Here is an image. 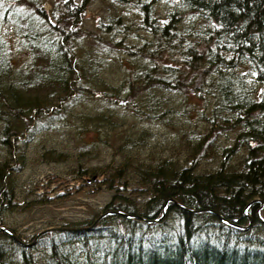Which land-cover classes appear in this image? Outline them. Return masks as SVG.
<instances>
[{
    "label": "trees",
    "instance_id": "trees-1",
    "mask_svg": "<svg viewBox=\"0 0 264 264\" xmlns=\"http://www.w3.org/2000/svg\"><path fill=\"white\" fill-rule=\"evenodd\" d=\"M92 1L54 0L46 13L39 0H0V117L9 121L6 131L17 134L22 128L20 138H25L36 123L63 121L88 98L123 102L121 107L134 115L160 118L166 104L158 91L198 94L201 106L184 99L182 111L186 118L199 114L207 126L199 131L197 142L190 143L184 162L129 154L133 145L146 141L145 133L135 131L119 144L124 160L120 165L87 173L80 164L75 170L80 184L73 191L100 183L115 192L116 202L78 223L59 224L49 218L46 228H90L50 231L31 246H22L0 230V264H264V224L258 216L261 203L264 208V0H167L170 4L162 12L158 9L164 0H108L98 23L100 35L88 34L100 50L82 45L89 36L84 37L80 23ZM127 4L140 12L135 29L145 33L132 48L122 37L127 20L114 10ZM116 49L126 54L119 63L130 74L123 85L128 88L125 98L123 90L95 74L103 62L98 54H114ZM15 54L25 55L20 65ZM36 58L45 60L41 70L35 69ZM44 81L62 90L59 104L47 106L42 97L27 93ZM124 119L110 105L94 114L93 124L110 137L107 129ZM226 131H236L229 145L230 137L225 144L218 139ZM3 138L6 142L7 136ZM7 142L13 149L14 142ZM209 146L208 155L218 159L219 167L196 168ZM56 150L46 151L61 156ZM242 150L236 165L225 160ZM11 162L19 165L23 159ZM12 165L0 163V226L8 211L54 203L51 196L32 189L35 195L17 200L12 177L18 170ZM127 169L133 171L129 177ZM88 174L90 181L81 179ZM130 189L133 195L124 196ZM59 193L54 200L70 192ZM170 198L190 209L217 210L243 224L249 221L242 217L243 206L253 199L255 219L248 230L239 231L210 211L186 212ZM166 202L161 220L146 221L159 218ZM117 210L130 216L109 213ZM11 230L27 243L37 235L26 240L15 227Z\"/></svg>",
    "mask_w": 264,
    "mask_h": 264
},
{
    "label": "rangeland",
    "instance_id": "rangeland-1",
    "mask_svg": "<svg viewBox=\"0 0 264 264\" xmlns=\"http://www.w3.org/2000/svg\"><path fill=\"white\" fill-rule=\"evenodd\" d=\"M39 2H42L47 13L51 11L54 0H39ZM159 4L161 5L158 11L162 12L170 3L164 0ZM108 5V0L90 2L80 23L84 37L89 36L88 34L100 35L98 23L104 13L103 10L106 7L109 8ZM114 10L123 14L124 19L127 20L126 23L129 27L125 29V33H122L123 39H126L125 44L127 47L132 48L138 45L145 35L142 30L136 31L135 29L137 26L135 21L141 20L140 12L132 4L124 5V7L120 6ZM136 32L137 35H135ZM92 37L85 38L82 45L86 46L87 49L95 47L100 50L99 44L96 45L97 41H94ZM102 43L105 44L104 41ZM123 52V50L116 49L114 54L99 53L97 57L101 58L100 60L103 62L99 64L95 74L102 78L103 81L112 84L114 89L123 90L121 96L125 98L128 88H123V85L127 83V76H130V74L122 70L125 65L119 63L121 58H126V54H123ZM24 57V54H15L16 65H20L24 61ZM34 62L36 65L35 69L41 70V67L45 65L44 59L38 60L36 58ZM46 82L37 84L31 89L27 88V93L42 97L44 99L43 102L47 106L59 104L62 90H60L58 85L46 84ZM196 95L198 94H193L190 91L179 95L176 93L169 94L167 91H158L157 96L166 104L163 109L164 113L160 118L156 114L154 117L150 115H134L129 109L121 107L122 104H125L123 102L121 105L108 104L101 100L93 101L87 97L88 100L76 105L63 121L48 125L36 123L31 129V134L26 135L25 138L22 137L23 140H21L22 138H20L21 135L19 134L22 128H17L19 131L17 134L8 132L5 126L9 121L0 117V163L12 165L14 164L11 162L13 159L17 157L23 159V162L19 163V165H12L18 170L12 177L15 179L16 188L14 195H17L16 199L22 202L27 195L32 197L37 192L51 196L50 198L53 200L51 202H54L51 207L42 209L35 207V209L30 211H8L4 214L2 226L9 229L15 227L18 234L26 240H30L33 235L48 226L49 218H55L57 222L59 221V224L78 223L81 220L90 219L96 212H102L104 206L109 202H116L114 199L115 192L106 185L96 183L95 185H90L89 188L86 187L83 192L75 193L73 191L74 188L80 184L76 179L75 170L80 164L83 165L82 168H87V173L95 168L105 171L109 165H120L124 160L119 144L125 139L126 135L135 133V131L145 133L144 136L146 137L144 138L146 141L145 143L139 142L133 145L129 154L134 155L138 159H154L163 156L174 157V161L184 162L183 159L187 156L188 149L193 147V144L190 143L197 142L199 131L204 130L207 126L199 114L194 118H186V114H183L182 110L186 103L183 102L184 99L193 100L198 104L197 107L201 106V100ZM110 105L113 111L119 115L122 114L125 119L123 122L119 121L120 123L117 126L107 129L112 134L107 137L106 133L98 130L97 126L93 124V116L95 113L98 114L100 109ZM103 129L106 130L105 128ZM6 136L7 141L14 142L13 149L7 141H2V138L4 137L3 140H5ZM235 136L236 131H226L219 136V143L223 141L225 144L227 137H230L232 140L228 142L229 145L233 142ZM218 146L221 149L223 148L220 145ZM52 148H56V151L62 153V155L58 156L56 153H48L46 151ZM210 150L211 146H209L208 150L203 149L202 153L204 154L197 159L196 168L197 166L201 167V169L219 167L218 159H213L208 155ZM243 153L244 150L231 155L230 159L228 157L227 159L225 158V160L236 165ZM218 158L220 159V157ZM15 163L17 164L18 162ZM13 167L9 170L12 171ZM125 172H127V177H129V172L132 173L133 171L132 169H127ZM90 178L91 176L88 174L81 179L88 182ZM65 180L66 182L59 183ZM30 189L35 194L32 195V192H29ZM131 191V189L128 190V194L124 196H128L129 193L131 195ZM59 192L70 193L65 198L54 200V197Z\"/></svg>",
    "mask_w": 264,
    "mask_h": 264
},
{
    "label": "water",
    "instance_id": "water-1",
    "mask_svg": "<svg viewBox=\"0 0 264 264\" xmlns=\"http://www.w3.org/2000/svg\"><path fill=\"white\" fill-rule=\"evenodd\" d=\"M168 201H172V202H175L181 209H183L184 211L186 212H191V213H197V212H202V211H210L214 214H216L217 216H219V218L221 220H223L224 222H227L228 224H232V222L227 219L226 217H224L221 213H219L217 210H214V209H190V208H187L185 206H183L182 204H180L179 202H177L174 198H170ZM167 203H165L164 205V209H163V214L161 217L159 218H156V219H146V221H158V220H161L162 217L165 215L166 213V208H167ZM109 213H114V214H125L127 216H130L129 214H126V213H123L121 211H110ZM264 221V219H262ZM97 223V221H96ZM95 223V224H96ZM90 227H83V228H69V227H61V226H57V227H49V228H46V229H43L41 230L40 232L37 233L36 237H35V240L32 242V243H27L23 240H21L17 234H15V232H13L11 229H9L8 227H5V226H0V230L6 232L7 234H9V236L14 239L16 242H18L19 244H21L22 246H31L33 243L36 242V240L38 238H40L42 235L50 232V231H57V230H64V231H81V230H85V229H88ZM248 228V226H242V229L246 230Z\"/></svg>",
    "mask_w": 264,
    "mask_h": 264
},
{
    "label": "bare ground",
    "instance_id": "bare-ground-1",
    "mask_svg": "<svg viewBox=\"0 0 264 264\" xmlns=\"http://www.w3.org/2000/svg\"><path fill=\"white\" fill-rule=\"evenodd\" d=\"M253 201V199L252 200H250V202H248V204L247 205H244L243 207V209H242V212L243 213H241L242 214V217H244L245 215L249 218V217H251V219L254 221V219H255V216H254V214L252 213V211L250 210V205H251V203H253L252 202ZM264 212V208H263V206H261L260 208H259V210H258V213L260 212V215L261 216H263V212ZM260 219V218H259ZM231 222H232V224H229V225H232V226H234L235 228H237L239 231H242V226H251L252 225V223H249V221H246V223L245 224H243V223H239V222H235V221H232V220H230ZM228 224V223H227ZM263 224H264V222H263ZM165 237H164V235H163V239H164Z\"/></svg>",
    "mask_w": 264,
    "mask_h": 264
}]
</instances>
